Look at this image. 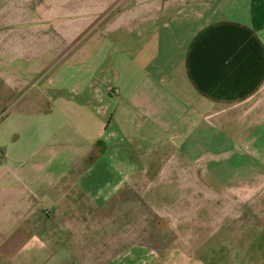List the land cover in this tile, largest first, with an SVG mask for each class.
Returning a JSON list of instances; mask_svg holds the SVG:
<instances>
[{"label":"crops","instance_id":"crops-1","mask_svg":"<svg viewBox=\"0 0 264 264\" xmlns=\"http://www.w3.org/2000/svg\"><path fill=\"white\" fill-rule=\"evenodd\" d=\"M0 116V264H80L85 204L169 178L173 195L234 181L239 210L264 209V0H0ZM243 235L106 264H264V232Z\"/></svg>","mask_w":264,"mask_h":264},{"label":"rangeland","instance_id":"rangeland-1","mask_svg":"<svg viewBox=\"0 0 264 264\" xmlns=\"http://www.w3.org/2000/svg\"><path fill=\"white\" fill-rule=\"evenodd\" d=\"M122 5L116 6V13L122 10ZM172 13L169 11L166 14ZM108 18L101 20L106 22ZM74 69L69 68L68 74H72ZM70 97L75 98L77 103L82 100L74 95ZM163 154L170 155V152L165 148ZM67 155L70 161L80 154L76 147L69 146ZM89 159L90 156L76 162L75 169L87 167ZM205 169L204 163L165 164L168 176L185 175L188 170L200 175ZM179 181L181 193L178 195L171 193L172 179L169 178L165 180L164 188L167 195L146 197L133 188L111 200L103 210L92 209L85 204V224L80 228L82 232L78 237V254L83 256L79 258V263L106 264L109 256L140 247L163 252L181 248L197 256L210 250L239 251V234L253 239L264 232L263 208L239 210V184L230 181L221 195H214L210 194L208 187H204L203 178L195 179L192 194H188V179L181 178Z\"/></svg>","mask_w":264,"mask_h":264},{"label":"trees","instance_id":"trees-1","mask_svg":"<svg viewBox=\"0 0 264 264\" xmlns=\"http://www.w3.org/2000/svg\"><path fill=\"white\" fill-rule=\"evenodd\" d=\"M0 119H2V116H0Z\"/></svg>","mask_w":264,"mask_h":264}]
</instances>
